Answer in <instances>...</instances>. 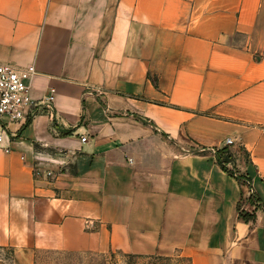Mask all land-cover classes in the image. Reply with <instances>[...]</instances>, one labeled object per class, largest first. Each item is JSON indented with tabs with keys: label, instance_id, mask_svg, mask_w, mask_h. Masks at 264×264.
I'll return each mask as SVG.
<instances>
[{
	"label": "crops",
	"instance_id": "1",
	"mask_svg": "<svg viewBox=\"0 0 264 264\" xmlns=\"http://www.w3.org/2000/svg\"><path fill=\"white\" fill-rule=\"evenodd\" d=\"M0 61L34 64L37 102L0 117L11 264L88 248L264 264V0H0Z\"/></svg>",
	"mask_w": 264,
	"mask_h": 264
},
{
	"label": "rangeland",
	"instance_id": "2",
	"mask_svg": "<svg viewBox=\"0 0 264 264\" xmlns=\"http://www.w3.org/2000/svg\"><path fill=\"white\" fill-rule=\"evenodd\" d=\"M223 154V153H222ZM229 157L228 161H233ZM234 162V161H233ZM231 175L240 182L244 175L230 168ZM251 200L255 201L252 194ZM241 203H238V210ZM11 252L8 247L0 249V264H11ZM34 264H191L189 257L174 251L169 254L152 253L147 255L120 252L111 249H48L37 251Z\"/></svg>",
	"mask_w": 264,
	"mask_h": 264
},
{
	"label": "built area",
	"instance_id": "3",
	"mask_svg": "<svg viewBox=\"0 0 264 264\" xmlns=\"http://www.w3.org/2000/svg\"><path fill=\"white\" fill-rule=\"evenodd\" d=\"M35 73L34 64L24 66L0 61V117L11 120H27L35 112L36 101L29 94L30 79ZM52 98V95L47 97ZM0 127V141L2 130ZM85 136L81 139L85 140ZM231 139H226L230 142Z\"/></svg>",
	"mask_w": 264,
	"mask_h": 264
},
{
	"label": "trees",
	"instance_id": "4",
	"mask_svg": "<svg viewBox=\"0 0 264 264\" xmlns=\"http://www.w3.org/2000/svg\"><path fill=\"white\" fill-rule=\"evenodd\" d=\"M223 153V154H222ZM222 153L221 154H219L218 156H217V160L219 161V163L222 165V167L223 168H225L226 169V163L228 162V160H229V152L228 151H226V150H223L222 151ZM231 171V169H229V172ZM251 197H252V194L250 195V197H249V200L250 201H253V200H251ZM254 202V201H253ZM263 209H264V205H263ZM239 213H240V215L243 217V218H252L253 217V213H249V212H246V211H244L243 209H240L239 210Z\"/></svg>",
	"mask_w": 264,
	"mask_h": 264
}]
</instances>
